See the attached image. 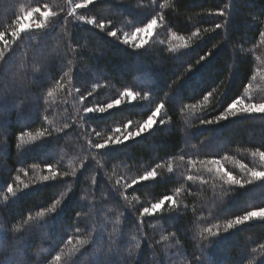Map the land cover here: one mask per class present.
<instances>
[{
    "label": "trees",
    "instance_id": "obj_1",
    "mask_svg": "<svg viewBox=\"0 0 264 264\" xmlns=\"http://www.w3.org/2000/svg\"><path fill=\"white\" fill-rule=\"evenodd\" d=\"M65 2L0 0V31L10 34L16 18L33 7L47 5L59 12ZM221 9L229 15H209ZM78 12L103 19L109 27L100 30L74 18L69 22L62 14L52 18L47 28L22 34L6 52V62L0 61V89L13 80L25 81L28 97L21 109L17 105L24 101V91L15 103L11 92L0 99V264L14 259L25 264H71L74 259L76 264H101L92 242L77 257L71 255L78 247L77 239L92 235L97 243L102 235L105 248L114 242L120 255L111 258L113 264L116 259L120 264L124 260L127 264H190L200 254L207 235L204 229L215 231L216 225L221 234L210 238L203 260L195 264H264L260 248L264 220L223 233L227 219L264 207V179L229 186L200 163L219 160L237 178H244L239 163L264 170L259 157L251 155L264 150V113L199 123L222 113L238 96L246 102H264V79L257 72L264 69V41L259 35L264 31V0H94ZM154 16L158 24L144 47L120 42L124 33L144 26ZM217 23L225 27L216 29ZM111 29L118 32L117 38L107 34ZM38 52L46 58L43 72L34 70ZM57 80L62 88L56 86ZM249 84L252 90L245 92ZM124 88L147 98L102 113H83L84 106L109 103ZM78 90L85 96L93 91V95L85 103ZM209 92L213 96L205 101ZM157 104H164L157 117L164 120L163 125L157 122L121 144L100 150L92 147L129 121L134 130ZM49 127L51 136L45 131ZM20 131L45 132V137L21 150L17 148ZM189 159L196 164L189 165ZM169 163L172 173L167 172ZM45 164L69 175L31 185L39 175L48 174ZM155 164L164 165L165 176L121 188L123 196L111 189L117 180L131 183ZM17 174L30 186L5 201L7 184L15 186ZM189 175L197 179L189 181ZM62 192L67 195L62 197ZM164 195L174 197L180 213L169 212L173 205L167 204L160 215L139 217L135 209L150 207ZM55 199L63 201L40 221L42 230L25 236L23 248L17 251L15 242L9 241L12 230H23L29 216ZM78 226L80 235L74 229ZM58 255L61 261L54 259Z\"/></svg>",
    "mask_w": 264,
    "mask_h": 264
},
{
    "label": "snow or ice",
    "instance_id": "obj_2",
    "mask_svg": "<svg viewBox=\"0 0 264 264\" xmlns=\"http://www.w3.org/2000/svg\"><path fill=\"white\" fill-rule=\"evenodd\" d=\"M94 3V0H66L64 7L60 9L59 12L52 10L47 5L37 6L33 7L30 10L24 12L23 16H19L16 18V20L13 22V30L11 33H6L3 31H0V43H2L3 48H0V61H5L6 52H10L13 49V46L16 45V42L22 37V34L27 33L29 31H35V30H41L45 29L49 26V22L52 18H55L57 16H61L63 14V19L66 21H69V18H74L75 21L83 22L88 25H94L96 28L100 30L107 29L108 23H106L103 19H90L84 15H80L78 10L81 9H87L89 5H92ZM209 15H217L224 17L226 15H229V12L226 9H221L216 13H210ZM22 22H25L24 26H21ZM70 22V21H69ZM160 22L163 23V17L160 18ZM158 21L157 18L154 16L152 19L148 21L147 24H145L142 27H136L134 31L131 33H124L123 39L120 40L121 43L128 45L131 48H142L147 44L146 37H149L152 35L153 30L157 27ZM222 27H225L224 24L217 23L215 25L216 29H220ZM109 36L118 37V32L114 30H110L107 32ZM11 36V40L8 39V36ZM193 35H198V33H193ZM260 38L262 41H264V31H261L259 33ZM177 40H183V37H175ZM186 46V45H185ZM203 58V57H202ZM35 64L37 67L34 69L35 71L43 72L45 70L46 65V58L43 54L37 53V59L35 61ZM231 71V69H230ZM257 72L260 74L261 78L264 79V69H257ZM64 75H68V73H64ZM255 79V75L252 77ZM56 86L59 88H62L64 85L61 80L56 81ZM99 86V85H98ZM252 90V85L249 84L245 87V92H250ZM24 91L25 92V99L20 104L17 105L18 109H21L25 103L28 101L27 93H26V82L25 81H11L6 87H3L0 89V99H4L5 96L11 92L13 95L11 96V100L15 103L16 99L19 97V94ZM78 94L80 96V100L85 102L87 101V97L93 95V91H88L87 96L84 95L83 92H79ZM53 95V92L49 91L48 96L51 97ZM213 96L212 92H209L207 95H205L203 98L205 101H208L210 97ZM147 94L141 95L140 92L131 90L129 88H124L122 92L119 93L118 97L115 99H112L111 102L102 104L100 106H93L83 107V113H91V112H104L108 109H111L115 106H118L124 102H131L137 99H146ZM188 107V106H185ZM193 109L195 108V105L191 106ZM164 108V104H157L155 109L151 112L150 115L147 116V119L143 121V123L135 126V129L133 130L132 122L129 121L128 123L124 124L122 127H116L113 130V134L108 136L107 139H105L101 143H93L92 147L96 150H100L105 148L106 146L110 144H121L129 139L135 138L137 136H140L141 134L145 133L146 131L153 128V126L158 122L159 124L163 125L164 120L161 118L159 121H157L158 115L161 113V110ZM264 113V102L261 103H253V102H246L245 99L241 97H237L234 99L228 106L225 108V110L220 113L219 115H216L215 117L211 119H201L199 120L200 124H214L221 120H225L229 117L235 116L237 114L242 113ZM67 127V125H65ZM49 136L52 134V129L49 127L45 130ZM59 131V130H57ZM96 135H100L99 132L96 133ZM45 137V132H37L35 135H33L31 132L26 131H20L17 135V139L20 141L19 144H17L18 149H23L25 146L30 145L34 143L37 140H40L41 138ZM2 143V141H0ZM252 157H259V160L261 162V167H264V150H257L253 151L251 153ZM181 159H183V155L181 156ZM223 159L228 160L231 159L229 156L223 157ZM201 164H205L208 166V171L212 172L213 170L220 175V179L224 181L229 186H244L245 184L252 183L253 181L264 179V170H257V168L250 167L247 163H239V167L244 173V178H237V176L233 175L230 171H225L224 166L220 163L219 160L211 159L207 161H200ZM189 165H195L196 160L189 159L188 160ZM214 166V169L213 167ZM33 168L39 167L38 164H33ZM45 169L48 172V174H41L37 179L33 180V183L31 185H34L39 182L44 181H52V180H59L67 177L69 175L68 172H58L56 169L52 167L51 164H45ZM174 171L172 164L169 163L167 166V172L172 173ZM27 175V173H25ZM71 175H75V172L71 173ZM163 177L165 176L164 171V165L163 164H155L154 167H152L150 170L145 171L142 175H138L135 178L131 179V183L128 182V180H124L123 184L120 183V180H117L116 185L114 188H111L116 192L117 195L123 196V192L121 191V188H130L133 185H136L137 183L148 181V180H154L157 177ZM16 184L15 186L13 183H8L6 192L7 194L4 196V200L7 201L9 196L14 195L15 193L19 192L20 190L27 188L30 186L28 183H24L20 175L17 174L15 176ZM187 180L192 181L197 179L196 176L189 175L186 177ZM72 189H69L71 191ZM230 190V189H229ZM181 189L177 188L176 192L179 193ZM67 193H61L62 197H65ZM125 199H127L125 197ZM63 199H55L51 205L47 208H45L43 211L37 212L35 216H29L27 222L25 223L23 230L15 229L12 230L9 240L10 242H15L17 246V251L23 248L24 245V238L26 235L32 233L33 230L40 231L43 228L40 225V221L47 217L48 215L54 213L57 208L60 206ZM167 204L173 205V207L169 210V212L177 211L180 213L179 206L176 205V201L173 196L171 195H164L162 198L158 199L155 203H152L150 207H142V210L135 209V211L139 212V217L144 218L147 216H155L160 215L161 213H164V207ZM77 218L80 220V215L77 214ZM207 219V218H205ZM254 220H264V207H256L252 211H245L243 215H236L232 219H227L226 223L223 225V233L227 232L234 227L240 226L242 224L254 221ZM75 224V222H74ZM216 230L214 231L212 227L204 229V232L207 234L204 237V243L200 245V254H196L195 258L190 262V264H195L196 261H202L203 260V248L207 247L209 245V241L211 237H215L219 234H221V231L219 230V225H216ZM76 230L77 235L82 234L80 226L74 227ZM84 231H89L88 228H85ZM162 240H167L168 237H161ZM90 242L93 243V245H96L95 252L99 258H101V264H113L111 258L120 255L119 249L114 246V242H109L107 248L104 247V237L101 235L100 242L97 243V238L95 235H92L89 239H77L76 245L78 247L74 246L71 255L76 256L81 252L82 249L85 248L86 245H89ZM261 249H264V244L260 245ZM54 259L56 261H61V256H55ZM7 264H25V262L21 259H14L11 261H8ZM71 264H76V260H72ZM93 264V262H92ZM115 264H120V262L116 259ZM124 264H127V260H124Z\"/></svg>",
    "mask_w": 264,
    "mask_h": 264
},
{
    "label": "rangeland",
    "instance_id": "obj_3",
    "mask_svg": "<svg viewBox=\"0 0 264 264\" xmlns=\"http://www.w3.org/2000/svg\"><path fill=\"white\" fill-rule=\"evenodd\" d=\"M22 16H23V15H22ZM130 33H131V32H130ZM149 37H150V36H149ZM149 37H146V39L148 40ZM135 65H136V63L134 64V66H135ZM249 102H250V101H249ZM256 103H261V101H260V102H256ZM242 114H243V113H242ZM238 115H240V114H237V115H235V116H238ZM232 117H234V116H232ZM212 140L215 141L214 138H212Z\"/></svg>",
    "mask_w": 264,
    "mask_h": 264
},
{
    "label": "clouds",
    "instance_id": "obj_4",
    "mask_svg": "<svg viewBox=\"0 0 264 264\" xmlns=\"http://www.w3.org/2000/svg\"><path fill=\"white\" fill-rule=\"evenodd\" d=\"M25 22H22L21 26H24Z\"/></svg>",
    "mask_w": 264,
    "mask_h": 264
}]
</instances>
